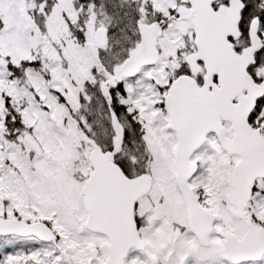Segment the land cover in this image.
<instances>
[{
  "label": "snow or ice",
  "instance_id": "obj_1",
  "mask_svg": "<svg viewBox=\"0 0 264 264\" xmlns=\"http://www.w3.org/2000/svg\"><path fill=\"white\" fill-rule=\"evenodd\" d=\"M0 264H264V0H0Z\"/></svg>",
  "mask_w": 264,
  "mask_h": 264
}]
</instances>
